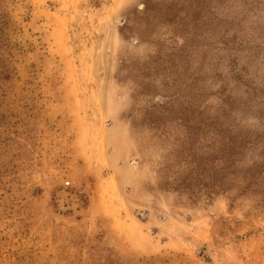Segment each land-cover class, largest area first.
I'll return each instance as SVG.
<instances>
[{
  "label": "rangeland",
  "instance_id": "obj_1",
  "mask_svg": "<svg viewBox=\"0 0 264 264\" xmlns=\"http://www.w3.org/2000/svg\"><path fill=\"white\" fill-rule=\"evenodd\" d=\"M0 264H264V0H0Z\"/></svg>",
  "mask_w": 264,
  "mask_h": 264
}]
</instances>
